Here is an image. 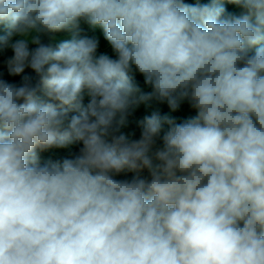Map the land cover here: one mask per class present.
Wrapping results in <instances>:
<instances>
[{
    "label": "clouds",
    "instance_id": "9594fccd",
    "mask_svg": "<svg viewBox=\"0 0 264 264\" xmlns=\"http://www.w3.org/2000/svg\"><path fill=\"white\" fill-rule=\"evenodd\" d=\"M228 3L0 0V264H264V0ZM154 103L195 115L123 131Z\"/></svg>",
    "mask_w": 264,
    "mask_h": 264
},
{
    "label": "trees",
    "instance_id": "16d2710c",
    "mask_svg": "<svg viewBox=\"0 0 264 264\" xmlns=\"http://www.w3.org/2000/svg\"><path fill=\"white\" fill-rule=\"evenodd\" d=\"M186 2L188 3H196V0H186ZM201 3H207L208 0H200ZM222 2L224 3L225 7L227 8L228 11H236L238 12L239 10L235 8L234 5L228 3V0H222ZM83 24L81 25V27L83 28ZM7 32V28L5 25L0 24V35H4ZM89 36H95L97 39L100 40L101 42V47L99 49V51L103 52V51H108L110 53V48L106 47V41L104 40L103 37V33L101 30H93V32H89L86 33ZM71 34L69 33L67 35V38H70ZM56 36L54 39H50L47 40V43H50L52 46H55L56 42H55ZM11 51L8 50L6 52L0 53V74L3 75L4 79L9 80L10 82H19L21 77L20 76H9L8 72H7V67H6V63L5 61L7 60V58L9 56H11ZM25 74H29V75H34V73L31 72V70L26 69ZM137 80L140 82L141 87H144L143 85V79L140 76H137ZM145 90H148L147 88H145ZM87 101V97L85 98V102ZM152 111H158L160 113L161 116L167 115L169 118L173 119L176 123H182L185 120L191 118L192 116L195 115L194 110L190 109L188 107L187 104L182 105L178 110H176L175 112L171 111L167 104H153V106L149 109H145L144 106H140V108H138L134 115L130 118V124L127 128L123 129L124 132H135V137L138 138L140 135V129L138 127V122L140 120H142L144 118V116L146 115H150L152 113ZM169 125L164 124L163 129H162V133L161 135H163V132L166 131L168 129ZM81 145L79 144H74L72 146H70L67 149H49L47 151L44 152H40L39 156H40V163L41 164H45L48 162H57V161H62L63 158L69 156L71 153H75L78 152L79 147ZM131 173L127 174V176H120L118 178H130L131 177Z\"/></svg>",
    "mask_w": 264,
    "mask_h": 264
},
{
    "label": "rangeland",
    "instance_id": "374dc122",
    "mask_svg": "<svg viewBox=\"0 0 264 264\" xmlns=\"http://www.w3.org/2000/svg\"><path fill=\"white\" fill-rule=\"evenodd\" d=\"M83 30L85 33L93 32L92 29L87 28V26H85V25L83 26ZM95 30H99V29H95ZM68 34L69 33H67V32L56 34L55 42L58 43L60 39L67 38Z\"/></svg>",
    "mask_w": 264,
    "mask_h": 264
}]
</instances>
